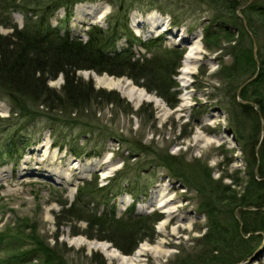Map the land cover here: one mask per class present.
I'll return each instance as SVG.
<instances>
[{
  "label": "rangeland",
  "instance_id": "374dc122",
  "mask_svg": "<svg viewBox=\"0 0 264 264\" xmlns=\"http://www.w3.org/2000/svg\"><path fill=\"white\" fill-rule=\"evenodd\" d=\"M116 1L77 2L73 6L68 25L63 24V30L69 28L72 34L85 37L86 30L92 24L106 27L108 15L116 9ZM162 1L168 2V9L180 14V24L172 23L173 16L168 9L163 11L153 7L149 4L150 0H138L129 12V26L142 40L162 35L164 46H176L184 50L174 76L178 84L177 103L174 107L169 106L154 92L136 85L127 76L79 70L77 74L86 80L92 79L97 88L115 90L130 102L133 110L142 109L139 114H132L121 107L102 103L98 106L97 115L94 114L95 109H92L83 117L85 121L94 123L93 133L79 123H73L62 129L58 126L57 130L61 133L58 137V133H54L49 127L45 116L9 123L8 126L4 123L6 120L1 119L8 117L11 122L18 119L11 114L10 101L0 97V264H15L14 258L22 257V252L36 247L50 248L57 243L56 250L64 253L70 264H95L93 256L102 257L105 264H123L118 258H109L97 247L103 242L109 243L125 256L132 255L139 249L140 254L132 264H181L187 254L199 253L205 248L202 238L208 229V217L201 207L203 197L195 188L173 176L159 162L158 154L173 156L175 161L184 160L187 163V174L200 171L205 165L211 169L214 178L231 174L239 176L241 180L246 179L244 152L222 100L226 96L232 98L234 91L238 90L237 85L241 83L242 88L253 77L246 80L248 74L234 73L237 68L233 66V55L224 48L234 42L223 38L220 39L219 47L204 37L205 28L210 21L213 20V27L218 29L224 20L234 21L237 14L244 17V7L228 10L225 0H221L217 8L206 0ZM64 15L65 8H59L52 22L63 19ZM215 16L218 18L215 19ZM12 18L19 26L24 22V17L19 12H14ZM137 21L142 22L138 24ZM229 27L237 36L239 28L234 25ZM0 31L6 33L10 29L1 26ZM242 41L243 45H248L245 38ZM255 41L253 38V43ZM126 42V38H122L118 41V46L121 48ZM191 47L195 57L183 63L184 56ZM134 48L137 55L145 52V48L137 43ZM184 69L190 71L186 72ZM125 80L130 81L132 86L124 85ZM63 82L64 78L60 75L51 80L49 85L59 89ZM115 85L130 93L132 99ZM135 89L145 92L146 97H158L162 103L156 104L155 100L136 96ZM236 99L241 100L238 92ZM194 136L197 138L196 142ZM15 137L21 142H17L19 152L10 158L4 150L11 138ZM71 145L84 147L83 155L75 156ZM38 146H43L42 150L30 156L28 163H25L30 150ZM139 147L146 151L156 150L157 153L141 152ZM133 148L137 151H132ZM53 154L60 157V164L64 165L70 160L72 162L71 168L66 171L68 175L62 181L60 177H52L45 171L49 163L46 157ZM38 159L42 163L35 165L34 162ZM34 165L39 169H27ZM55 166L57 162L49 166V169ZM91 167L92 170H89ZM120 173L125 179L123 182L121 176L115 178ZM132 177H136L143 185L144 193L135 196L122 189ZM94 179H97L99 187L103 186L89 202L94 210L104 212L112 209L117 216L131 212V215L155 212L162 215L155 224L156 236L152 242L146 239L131 254H123L106 240L87 237L84 234L86 222L61 211L63 204L73 201L79 185L85 180ZM223 182L230 184L231 179L226 177ZM155 188L166 189L174 198L171 216L164 208L150 205L149 200ZM232 188L242 191L244 185H232ZM133 205L134 209L131 211ZM163 223L166 225L162 228ZM257 233L254 232L259 238ZM249 236L250 234L245 235ZM258 238L244 247L252 250V253L238 264H264V236ZM18 262L36 264L39 260L27 261L25 256L18 259Z\"/></svg>",
  "mask_w": 264,
  "mask_h": 264
},
{
  "label": "trees",
  "instance_id": "16d2710c",
  "mask_svg": "<svg viewBox=\"0 0 264 264\" xmlns=\"http://www.w3.org/2000/svg\"><path fill=\"white\" fill-rule=\"evenodd\" d=\"M80 1L85 0H0V27L10 29L6 33L0 31V97L10 101L11 114L18 119L12 122L8 117L1 119L6 120L4 123L8 126L24 119L34 120L45 116L49 127L60 137L57 127L62 129L73 123H79L93 133L94 123L85 121L83 117L92 109L97 115L98 106L102 103L121 107L128 113H140L142 107L133 110L130 102L119 92L97 88L92 79L79 76V70L127 76L136 85L154 92L169 106L176 105L178 84L174 76L184 50L164 46L162 35L142 40L131 30L129 12L138 0H117L115 11L108 15V25L92 24L86 30L85 37L72 34L69 28L63 30V24L68 25L70 21L73 6ZM248 1L251 0H225L228 10L244 7V17L237 14L234 21L224 20L218 29L213 27L212 20L204 34L206 40L219 47L220 39L234 42L224 47L233 55V66L237 68L234 73L248 74L246 80L253 77L242 88L241 83L238 84L232 98L226 96L222 100L244 152L246 179L241 180L239 176L231 174L214 178L211 169L205 165L202 170L187 174L184 160L175 161L173 156L158 154L159 162L173 176L202 195L201 207L208 217V229L202 238L205 248L199 253L187 254L181 264H238L251 255L252 250L244 247L258 238L254 232H258V239L264 236V0ZM206 2L217 8L221 0ZM149 4L163 11L170 7L168 2L162 0H150ZM61 7L65 8L64 18L52 22ZM167 11L173 16L172 23L180 24V14L171 8ZM14 12L23 15L21 26L13 21ZM230 25L239 28L237 36L229 30ZM122 38H126L127 42L120 48L118 41ZM243 38L248 45H243ZM136 43L145 48L144 53L136 54ZM60 75L64 78L61 87L56 89L50 86L49 82ZM237 92L241 100L236 99ZM150 115L153 118L152 112ZM17 142L21 143L16 137L11 138L4 150L10 158L19 152ZM73 145V154L78 157L83 155L84 147ZM135 149L132 151H137ZM139 150L146 151L142 147ZM151 151L157 153L156 150L146 152ZM120 176L122 178L123 174L115 178ZM226 177L231 179L230 184L223 182ZM232 185H244V188L239 191ZM102 189L97 179L85 180L77 187L73 201L63 204L61 211L74 215L77 220H84L87 224L84 234L87 237L106 240L123 254H131L146 239L152 242L156 236L155 224L162 215L156 212L131 215V212L117 216L112 209L98 212L89 206V202ZM122 189L135 196L145 191L136 177L130 178L128 185ZM133 209L134 205L130 210ZM247 234H250L249 238L245 237ZM57 246L58 243L50 248H31L22 252V257L14 258V263L27 256V261L39 260L36 264H70L64 253L56 250ZM92 260L95 264H105L102 257L93 256Z\"/></svg>",
  "mask_w": 264,
  "mask_h": 264
},
{
  "label": "bare ground",
  "instance_id": "6f19581e",
  "mask_svg": "<svg viewBox=\"0 0 264 264\" xmlns=\"http://www.w3.org/2000/svg\"><path fill=\"white\" fill-rule=\"evenodd\" d=\"M141 22L142 21H137L138 24H140ZM157 22H159V21H157ZM156 26L159 27L158 24H156ZM181 38H184V36H182ZM194 57L195 56L193 55V49L191 47L186 52V54L184 56L183 63H185L186 61H188L189 59L194 58ZM184 71H186V72L188 71L189 72L190 70L184 69ZM84 74L88 75L87 72H84ZM89 74H92V73H89ZM124 85L132 86V84L128 80H125ZM115 87H118L119 89H121L124 94H126L130 99H132V96L130 95V93H128L127 91L123 90L122 87H120L118 85H115ZM135 90L137 91L136 96L139 95L140 97H142L144 99L147 98L149 100H155L156 104H161L162 103V101L158 97H155L154 95H151L150 97H146V93L143 92L142 90H138V89H135ZM196 141H197V138H196V136H194V142H196ZM42 147L38 146L35 149L30 150V152L28 153L27 159L24 160V162L28 163V160H29L30 156H33L35 153L38 154L37 151H41ZM47 158H48V162L49 163H48L45 171L48 172V175H50L52 177H60L61 181L64 180L65 176L68 175L67 174L68 172H66V171L71 168V165H72L71 164L72 163L71 160L67 161L66 164L63 165V164H60V160H59L60 157H58L57 154H53L51 156H47L46 159ZM54 162H57V166L58 167L60 166L59 169L57 168V166H55V168L49 169V166H51ZM39 163H42L41 159H38V160H36V162H34L35 165H39ZM35 165L32 166L34 168H32V167L28 168L27 167V169H33V170L34 169H39V167L35 166ZM98 165H101V163H99ZM89 170H92V167ZM173 199L174 198L171 196V194L166 189H162L161 190V189L155 188V189L152 190V195L150 197L149 203H150V205H157L158 207L164 208V211L167 212L169 216H171V213L174 211L173 206L171 204ZM165 225H166V223H163L162 228L165 227ZM173 233H175V232L173 231ZM97 247L100 248L109 258H118L119 261L122 262L123 264H132L131 262L133 260H135L136 257L140 254L139 253L140 250L138 249L132 255H129V256L122 255L115 248H112L109 243H106V242L98 244Z\"/></svg>",
  "mask_w": 264,
  "mask_h": 264
},
{
  "label": "water",
  "instance_id": "95a60500",
  "mask_svg": "<svg viewBox=\"0 0 264 264\" xmlns=\"http://www.w3.org/2000/svg\"><path fill=\"white\" fill-rule=\"evenodd\" d=\"M250 259H252V258H250Z\"/></svg>",
  "mask_w": 264,
  "mask_h": 264
}]
</instances>
